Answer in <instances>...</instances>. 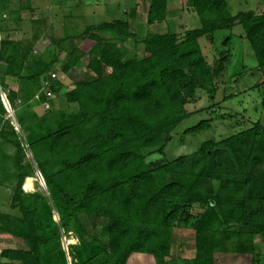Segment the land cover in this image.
Segmentation results:
<instances>
[{"label": "trees", "instance_id": "trees-1", "mask_svg": "<svg viewBox=\"0 0 264 264\" xmlns=\"http://www.w3.org/2000/svg\"><path fill=\"white\" fill-rule=\"evenodd\" d=\"M170 1L149 0L146 24L164 22ZM185 6L196 14L199 28L181 37L145 34L140 59L127 58L117 45L135 39L124 20L88 26L77 37L58 41L60 48L67 45L64 75L87 58L84 77L68 87L58 81L49 87V94L65 88V104L75 111L45 112L40 118L20 114L17 131L4 119L0 102V187L8 186L9 209L17 212L0 211V235L18 242L0 250V264H126L132 254L171 264L173 252L187 246L193 256L182 264H216L220 254L249 255L251 264L264 261L254 242L264 240L263 125L254 122L204 141L171 161L147 162L149 155L164 154L174 130L192 115L185 107L196 91L209 99L216 92L214 79L226 58L210 66L200 38L211 43L215 32L239 25L257 69H264V15H230L226 0H186ZM29 8L27 1L19 3L9 15L17 20ZM0 63L5 65L0 88L11 109L17 100L24 106L35 99L56 64L21 55L7 39L0 41ZM10 82L20 83V92L9 90ZM39 99L47 101L44 95ZM25 118L32 121L29 126ZM211 124L201 121L184 134L194 136ZM35 172L45 191L23 192L24 180ZM68 237L76 244L67 246L66 255L61 239Z\"/></svg>", "mask_w": 264, "mask_h": 264}, {"label": "rangeland", "instance_id": "rangeland-1", "mask_svg": "<svg viewBox=\"0 0 264 264\" xmlns=\"http://www.w3.org/2000/svg\"><path fill=\"white\" fill-rule=\"evenodd\" d=\"M26 1L30 7L29 10L20 11L17 20L11 18L9 13L16 11L19 3ZM185 2L186 0H171L168 3L165 21L149 26L146 24L149 0H3L0 21L4 31L0 33V41L12 40L18 46L20 54L26 57L32 56L47 62H56L55 67H50L47 76L42 78V89L37 97L24 106L17 100L16 107L11 109L12 116L6 113L4 119L11 122L12 117L15 119L18 115L25 113L35 114L37 118H40L45 112L75 111V107L65 104L62 96L65 88L59 89L57 94L51 92L49 94V87L56 81L68 87L74 81L84 77L87 58H83L73 70L64 75L60 69L67 58L63 50L67 45L63 43L60 48L57 46L58 41L65 37H77L88 26L124 20L129 24L131 33L135 34V39L117 40V45L127 58L140 59L143 56L141 41L145 34L174 33L181 37L183 31L199 28L196 14L186 8ZM226 3L229 14L233 16L249 11L264 15V0H226ZM227 38L229 42L224 44ZM114 39L115 37L112 38ZM70 44L81 46L78 41ZM198 45L206 62L212 67L217 60L226 58L222 64V70L214 79L216 92L213 98L209 99L204 91H196L193 101L185 107L186 112L192 115L183 120L174 130L164 154L149 155L147 162L171 161L179 156L193 153L202 142L222 139L241 128L249 127L254 122L264 126V69L262 71L257 69V63L249 43L243 38L241 27L236 25L231 30L215 32L211 43L204 37L200 38ZM0 66L5 67L1 63ZM19 84L10 82L9 90L20 92ZM4 92L7 95V92ZM42 95L47 98L44 103L39 99ZM227 96L231 98L224 100ZM211 104H219V107L210 112L198 113ZM209 119L212 120L210 130L202 131L194 136L184 134L188 128ZM31 122L25 118L24 125L29 126ZM16 129L18 131L17 125ZM22 134L25 136L27 131ZM8 153H11V149ZM25 154L26 158H30L28 152ZM32 185L33 191L30 193L45 191V188L41 186V175L38 172L34 173ZM8 189L7 185L0 187V211L16 215V211L9 209L10 191ZM22 191L25 192L23 188ZM95 227L99 238L105 241L106 236L101 232L100 224L95 223ZM69 241H72L71 244ZM254 242L255 252L264 256V240L257 237ZM17 244V241L0 235V250ZM73 244H76V240L72 237L70 240L61 239L62 248L64 245ZM180 248L173 252V257L168 258L167 262L182 264L183 259L188 260L193 256L191 246ZM132 260L130 259L128 264H133ZM216 262V264H251L249 255L232 254L217 255ZM142 263L153 264L146 259ZM260 264H264V261Z\"/></svg>", "mask_w": 264, "mask_h": 264}, {"label": "built area", "instance_id": "built-area-1", "mask_svg": "<svg viewBox=\"0 0 264 264\" xmlns=\"http://www.w3.org/2000/svg\"><path fill=\"white\" fill-rule=\"evenodd\" d=\"M0 102H1V104H2V106L4 108V110H5V112L8 115H11L12 116L13 111L11 110V107H10L8 101H7V95H6V93L1 88H0ZM11 125L15 128V130H17L16 129L17 123H16L14 117H12V119H11Z\"/></svg>", "mask_w": 264, "mask_h": 264}, {"label": "crops", "instance_id": "crops-1", "mask_svg": "<svg viewBox=\"0 0 264 264\" xmlns=\"http://www.w3.org/2000/svg\"><path fill=\"white\" fill-rule=\"evenodd\" d=\"M30 193V192H28ZM130 259H133L132 262L133 264H143L142 261H144V259H146L147 261H151L152 262V259L148 256H145V255H139V254H132L130 256V258L128 259L127 263L130 261Z\"/></svg>", "mask_w": 264, "mask_h": 264}, {"label": "bare ground", "instance_id": "bare-ground-1", "mask_svg": "<svg viewBox=\"0 0 264 264\" xmlns=\"http://www.w3.org/2000/svg\"><path fill=\"white\" fill-rule=\"evenodd\" d=\"M32 182H33V178H26L25 180H24V183H23V190L25 191V192H31V191H33L32 189H33V185H32ZM38 182V181H37ZM30 194V193H29Z\"/></svg>", "mask_w": 264, "mask_h": 264}, {"label": "water", "instance_id": "water-1", "mask_svg": "<svg viewBox=\"0 0 264 264\" xmlns=\"http://www.w3.org/2000/svg\"><path fill=\"white\" fill-rule=\"evenodd\" d=\"M41 186H43L44 188H45V184H44V181H43V179H42V177H41ZM57 220V216L56 217H54V221H56ZM71 239V237H68V240H70ZM67 244V243H66ZM63 251L66 253V255H67V245H64V247H63ZM68 261H69V258H68Z\"/></svg>", "mask_w": 264, "mask_h": 264}, {"label": "clouds", "instance_id": "clouds-1", "mask_svg": "<svg viewBox=\"0 0 264 264\" xmlns=\"http://www.w3.org/2000/svg\"><path fill=\"white\" fill-rule=\"evenodd\" d=\"M40 175V174H39Z\"/></svg>", "mask_w": 264, "mask_h": 264}]
</instances>
